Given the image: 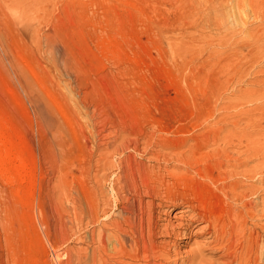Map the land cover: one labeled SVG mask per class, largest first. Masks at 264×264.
I'll use <instances>...</instances> for the list:
<instances>
[{
	"label": "rangeland",
	"instance_id": "rangeland-1",
	"mask_svg": "<svg viewBox=\"0 0 264 264\" xmlns=\"http://www.w3.org/2000/svg\"><path fill=\"white\" fill-rule=\"evenodd\" d=\"M175 1L0 0V264L66 263L78 234L85 242L113 211L118 171L108 161L154 166L165 185L184 188L192 178L213 184L176 158L247 156L259 174L243 183L264 181V0L244 12ZM240 136L251 143L246 156ZM84 137L112 153L82 161ZM175 164L179 180L165 170ZM85 183L112 210L77 233ZM165 200L160 212L173 220L179 208Z\"/></svg>",
	"mask_w": 264,
	"mask_h": 264
},
{
	"label": "bare ground",
	"instance_id": "bare-ground-1",
	"mask_svg": "<svg viewBox=\"0 0 264 264\" xmlns=\"http://www.w3.org/2000/svg\"><path fill=\"white\" fill-rule=\"evenodd\" d=\"M256 1L184 0L180 4L192 10H217L228 5L245 11L246 6L250 9L254 7ZM19 8L14 5L9 11L16 20H26V15ZM237 139L241 147L246 142L243 152L246 156L249 148H252L249 146L251 143L246 136ZM108 149L109 145L102 139L84 137L77 147V156L82 157V161L88 154L91 157L96 153L107 158L106 154L112 153ZM113 149V153L121 151L120 146H114ZM243 159L239 155L234 157L224 154L212 159L210 163L198 165L191 164L185 158H176L175 162L188 167L194 175L196 173L208 178L213 184L211 186L198 182V185L193 186L192 178L190 185L188 182L184 188L165 185L166 174L157 178L152 172L154 166L143 163L135 166L124 161H119L114 166L108 161V167H114L118 171L115 173L117 180L109 189L113 195V211L109 213L108 220L105 218L104 222L99 223L100 216L110 208L112 210L111 205H107L109 196L107 198L104 194L107 201L102 204L97 200L101 191L88 183L84 184L82 188L87 194L84 193L85 200L77 199L74 208L77 233L85 220L87 224L97 222L100 227L98 230H90L85 242L80 234L75 235L76 246L67 251L68 259L64 264H264V181L252 184L259 170L254 171L248 167L250 163L247 156ZM166 168L172 179L179 180L178 171L181 168L177 164L171 168V172ZM259 169L260 172L264 171V166ZM246 180L252 183H243ZM163 199H166L164 203H171L179 208L172 217L173 220L166 219L170 212H160V209L169 207L163 206ZM196 227L199 228L198 235L193 234ZM194 236L202 240L192 242L190 248L181 250L180 242L188 246ZM208 254L213 256L207 258Z\"/></svg>",
	"mask_w": 264,
	"mask_h": 264
}]
</instances>
